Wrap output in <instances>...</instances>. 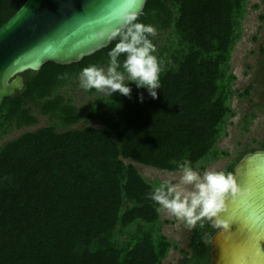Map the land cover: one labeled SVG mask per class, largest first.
<instances>
[{
	"label": "trees",
	"instance_id": "16d2710c",
	"mask_svg": "<svg viewBox=\"0 0 264 264\" xmlns=\"http://www.w3.org/2000/svg\"><path fill=\"white\" fill-rule=\"evenodd\" d=\"M25 1L0 0V27ZM249 6L148 0L137 22L163 31L150 37L162 69L157 98L128 80L130 97L117 91L85 105L62 90L83 68L109 65L118 39L80 62L23 73L24 88L0 106V264H164L172 249L183 255L177 264H210L218 228L198 222L181 248L164 232L177 219L163 221L150 198L164 181L138 164L176 172L187 160L203 173L230 157L223 171L234 174L247 152L264 149L257 139L235 154L220 146L237 115L235 96L252 93L235 87L232 67Z\"/></svg>",
	"mask_w": 264,
	"mask_h": 264
},
{
	"label": "water",
	"instance_id": "95a60500",
	"mask_svg": "<svg viewBox=\"0 0 264 264\" xmlns=\"http://www.w3.org/2000/svg\"><path fill=\"white\" fill-rule=\"evenodd\" d=\"M147 1L26 0L0 27V106L24 88L26 71L77 63L109 46L115 39L97 33L117 27L128 11L139 16ZM234 175L251 194L228 200L221 219L230 228L215 232L210 264H264V149L247 152Z\"/></svg>",
	"mask_w": 264,
	"mask_h": 264
},
{
	"label": "clouds",
	"instance_id": "9594fccd",
	"mask_svg": "<svg viewBox=\"0 0 264 264\" xmlns=\"http://www.w3.org/2000/svg\"><path fill=\"white\" fill-rule=\"evenodd\" d=\"M137 20L138 13L128 11L119 18L117 27L97 33L100 40L110 42L118 39V42L109 52L110 62L106 70L95 65L83 68L80 85L84 89H95L108 96L118 91L130 97L132 89L125 83L127 79L139 88H147L149 94L157 98L162 69L154 55L156 46L150 39L157 34L156 29ZM121 55L126 57L122 65ZM121 66L123 71L118 70ZM140 98L142 101L143 96ZM179 168L181 176L178 183L162 182L150 193V198L159 205L157 211L175 217L189 230L203 221L210 222L214 228L229 230V222L221 219V214L227 210L228 200L235 201L242 195H250V191L245 193L232 172L207 170L201 174L187 160Z\"/></svg>",
	"mask_w": 264,
	"mask_h": 264
},
{
	"label": "rangeland",
	"instance_id": "374dc122",
	"mask_svg": "<svg viewBox=\"0 0 264 264\" xmlns=\"http://www.w3.org/2000/svg\"><path fill=\"white\" fill-rule=\"evenodd\" d=\"M255 3H260V8L253 9ZM250 11L244 21L243 37L237 42L233 51L232 67L237 74L235 87L245 90L247 87H252L250 96L240 97L235 96L233 106L237 111V115L232 118V123L228 126V135L220 141V146L229 149L233 154L237 151L245 149L248 145L264 140V73L261 70L260 59L262 57L261 45L264 44V20L261 15L264 14V0H250ZM158 31V30H156ZM163 31L159 30L158 33ZM258 35L259 40H255L254 36ZM164 36V35H163ZM109 65H102L100 68L107 69ZM250 66V67H249ZM74 83L67 84L62 90H69V95L74 99V102L79 105H85L89 101L95 100L96 97L106 95V93L95 92L90 94L80 85V77L73 79ZM127 79L125 80L126 83ZM254 113V117L249 118V130L244 129L246 120L249 114ZM46 118H42L44 124ZM78 124L77 126H81ZM20 132H15L12 136ZM12 136L8 137L11 138ZM7 138V139H8ZM230 157L221 158L218 161L210 164L207 170L223 171L228 164ZM142 173L153 180L179 182L181 171L168 172L162 171L150 166L138 164ZM200 172V169H194ZM204 171V172H205ZM203 172V173H204ZM201 173V172H200ZM201 173V174H203ZM170 218L166 212L162 213V220ZM164 232L179 241L181 248L188 249V237L191 230L185 227L183 222L176 220L174 223H165ZM183 255L180 250L172 249L168 257L164 260V264H177Z\"/></svg>",
	"mask_w": 264,
	"mask_h": 264
},
{
	"label": "flooded vegetation",
	"instance_id": "af4514ba",
	"mask_svg": "<svg viewBox=\"0 0 264 264\" xmlns=\"http://www.w3.org/2000/svg\"><path fill=\"white\" fill-rule=\"evenodd\" d=\"M263 45H264V44H262L261 47H262ZM260 60H261V61H260L261 70H262V72L264 73V53H262V57H261ZM43 118H44V117H43ZM45 118H46V117H45ZM76 127H77V126H76ZM182 259H183V257H182ZM182 259H181V260H182ZM181 260H180V261H181ZM180 261H179V262H180ZM179 262H178V263H179Z\"/></svg>",
	"mask_w": 264,
	"mask_h": 264
}]
</instances>
